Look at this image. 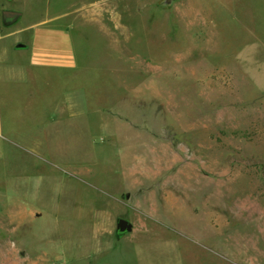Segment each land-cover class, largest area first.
<instances>
[{"label": "rangeland", "instance_id": "obj_1", "mask_svg": "<svg viewBox=\"0 0 264 264\" xmlns=\"http://www.w3.org/2000/svg\"><path fill=\"white\" fill-rule=\"evenodd\" d=\"M101 8L72 35L68 120L32 130L14 102L0 264H264V0Z\"/></svg>", "mask_w": 264, "mask_h": 264}, {"label": "crops", "instance_id": "obj_2", "mask_svg": "<svg viewBox=\"0 0 264 264\" xmlns=\"http://www.w3.org/2000/svg\"><path fill=\"white\" fill-rule=\"evenodd\" d=\"M106 1L0 0V157L6 155V144L27 143V131L17 128L15 121L29 112L22 109L19 119L14 118L15 100L26 103L31 92V104L38 105L42 116L32 130L59 128L68 120L62 117V82L76 80L79 69L72 35L80 29L79 18L100 14L95 11ZM6 10L18 16L5 22ZM35 79L38 87L33 93L29 84Z\"/></svg>", "mask_w": 264, "mask_h": 264}, {"label": "water", "instance_id": "obj_3", "mask_svg": "<svg viewBox=\"0 0 264 264\" xmlns=\"http://www.w3.org/2000/svg\"><path fill=\"white\" fill-rule=\"evenodd\" d=\"M17 16H18V13L13 12V11L6 10V11H4L2 13V17H3V20L5 22H11ZM130 229H131V225L129 224L128 221H126L124 219H119L117 221V228H116V234L117 235H120V234H123L125 232H128V231H130Z\"/></svg>", "mask_w": 264, "mask_h": 264}]
</instances>
